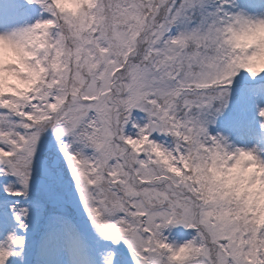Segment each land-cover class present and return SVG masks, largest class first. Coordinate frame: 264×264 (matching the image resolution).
<instances>
[{"label":"snow or ice","instance_id":"6c2138e0","mask_svg":"<svg viewBox=\"0 0 264 264\" xmlns=\"http://www.w3.org/2000/svg\"><path fill=\"white\" fill-rule=\"evenodd\" d=\"M264 0L0 3V264H264Z\"/></svg>","mask_w":264,"mask_h":264},{"label":"clouds","instance_id":"9594fccd","mask_svg":"<svg viewBox=\"0 0 264 264\" xmlns=\"http://www.w3.org/2000/svg\"><path fill=\"white\" fill-rule=\"evenodd\" d=\"M69 3H71V0H68ZM258 35L264 36V29L259 30ZM264 219V217H262Z\"/></svg>","mask_w":264,"mask_h":264},{"label":"rangeland","instance_id":"374dc122","mask_svg":"<svg viewBox=\"0 0 264 264\" xmlns=\"http://www.w3.org/2000/svg\"><path fill=\"white\" fill-rule=\"evenodd\" d=\"M3 2V0H0V3H2Z\"/></svg>","mask_w":264,"mask_h":264}]
</instances>
